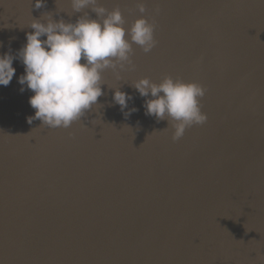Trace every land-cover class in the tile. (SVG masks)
I'll return each mask as SVG.
<instances>
[{
	"label": "water",
	"instance_id": "95a60500",
	"mask_svg": "<svg viewBox=\"0 0 264 264\" xmlns=\"http://www.w3.org/2000/svg\"><path fill=\"white\" fill-rule=\"evenodd\" d=\"M97 3L126 28L147 18L157 44H133L122 79L105 70L104 95L69 128L28 123L34 93L14 60L0 86V264H264V0ZM85 12L97 19L72 0H0V54L19 52L33 19ZM166 76L206 89L207 121L178 140L132 87ZM115 87L133 97L123 112Z\"/></svg>",
	"mask_w": 264,
	"mask_h": 264
},
{
	"label": "clouds",
	"instance_id": "9594fccd",
	"mask_svg": "<svg viewBox=\"0 0 264 264\" xmlns=\"http://www.w3.org/2000/svg\"><path fill=\"white\" fill-rule=\"evenodd\" d=\"M44 4L45 0H35L36 9ZM88 8L97 19L86 12L75 23L56 21L51 13L44 17L46 23L33 19L30 27L34 31L26 33L27 42L19 52L0 54V86L6 87L13 80L14 60L19 59L24 66L25 72L18 78L20 91L34 93L29 104L35 115L28 117V123L39 119L50 128L71 127L104 95L105 70L112 69L120 80L122 70L134 68L130 59L133 44L145 53L156 46L154 26L147 18L141 16L126 28L119 8L109 11L98 6L97 0H72L73 12ZM144 11L141 5L140 12ZM132 87L141 97H151L145 100V115L174 122L173 140L182 138L188 127L207 121L199 105L206 89L195 82L166 76L156 83L144 77L132 83ZM132 99L129 93L115 87L113 101L122 112ZM135 111L138 109L132 108L124 114L127 117Z\"/></svg>",
	"mask_w": 264,
	"mask_h": 264
}]
</instances>
